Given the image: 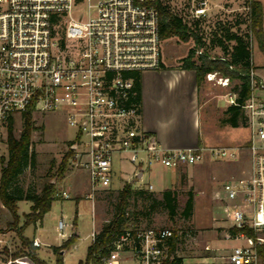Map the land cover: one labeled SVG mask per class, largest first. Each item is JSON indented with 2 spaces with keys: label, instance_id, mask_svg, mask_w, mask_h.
<instances>
[{
  "label": "built area",
  "instance_id": "built-area-1",
  "mask_svg": "<svg viewBox=\"0 0 264 264\" xmlns=\"http://www.w3.org/2000/svg\"><path fill=\"white\" fill-rule=\"evenodd\" d=\"M152 1L0 0V122L27 110L63 112L76 130L69 140V163L86 171L89 198L112 187L115 153L127 152L135 165L125 181L131 184L156 165L190 166L206 156L238 158L234 147L164 148L156 134L143 128L137 82L144 71L162 64L160 16ZM84 6L94 8V15H73V9ZM209 7V0H197L191 14L206 16ZM217 74L207 72L205 77L227 86L229 78ZM250 76L251 93L241 105L250 128L244 147L249 163L222 182L219 198L231 221L226 237L240 243L212 256L223 264H264L259 250L264 244V78H255L254 70ZM224 95L228 104H236L235 93ZM142 187L151 189L152 184ZM56 195L69 197L65 189ZM66 225L63 218L58 220L59 234ZM96 232H91L92 241ZM32 242L40 246L36 238ZM179 244L180 231L170 227L127 228L109 252L87 264H119L120 254L132 257L134 264H167ZM203 249L223 247L205 243Z\"/></svg>",
  "mask_w": 264,
  "mask_h": 264
},
{
  "label": "rangeland",
  "instance_id": "rangeland-1",
  "mask_svg": "<svg viewBox=\"0 0 264 264\" xmlns=\"http://www.w3.org/2000/svg\"><path fill=\"white\" fill-rule=\"evenodd\" d=\"M97 0H93L96 2ZM174 8H180L184 0H168ZM243 0H209L208 12L214 14L220 12H233L240 10ZM95 9L84 6L80 11L72 10L73 15L80 12L83 17L94 15ZM191 42L177 41L176 39L162 40V58L170 65L179 64ZM209 56H217L218 51H210ZM251 55L260 75L255 73V78H264V49L259 48L257 40L251 38ZM219 74L216 75L218 77ZM206 81V77H204ZM208 81V80H207ZM237 81L228 82L222 86L214 80H209V103L203 111L201 138L213 144L226 147H234L238 155L237 159L227 160L222 158L206 157L202 162L193 165H180L171 169H165L156 165L146 170L141 180L132 183L133 187L141 188L148 183L156 198L162 196L165 188H175L176 210L174 218L167 211H158L151 214L148 225L158 227H176L180 231V244L177 255L182 258L183 264L204 262L205 264H223L222 259L213 261V255H221L227 252L226 248L240 243V241L227 238L226 232L231 221L227 220L220 197L223 195L221 184L232 174H239L248 166V154L245 145L250 135L247 125L231 126L223 123L224 110L228 105V95ZM35 124L42 126L32 134L29 154L35 152V162L31 160L22 167L11 184V189L25 196L39 192L45 181L55 171L62 155L68 149L71 139L75 137V128L66 123L63 112L49 110L35 112L33 114ZM204 118V117H203ZM207 122L216 125L209 126ZM6 123L0 122V156L7 155L6 147ZM22 128L20 114L13 116V131L19 135ZM127 152L115 153L114 176L112 189H119L123 183L133 174L135 165L128 161ZM55 182L56 191L65 189L69 197H58L51 203L41 219L25 225V214L30 211L31 201L22 199L16 202L17 219L14 220L11 212L0 200V263L7 260H19V264H36L29 257L30 246L22 238L33 241L36 238L40 246L36 250L38 258L45 260L47 264H55L56 255L53 246L60 245L72 232H76V240L62 253L61 264H85L86 250L92 243L91 232L98 230L104 219L111 218L114 210L116 193H109L111 188L100 189L94 193L93 198L86 196L89 191L88 177L85 170L74 167L69 163L63 178H51ZM144 188V187H143ZM191 190L194 196L192 214L185 218L180 216ZM147 200L143 195H136L130 201L129 208L144 211ZM60 218L66 222L64 234L58 233L57 222ZM139 225H147V217L138 214ZM24 226V227H23ZM209 243L212 247H223L222 250L205 251L203 245ZM14 254L18 256L14 257ZM119 264H134L133 258L120 254ZM14 264V263H12Z\"/></svg>",
  "mask_w": 264,
  "mask_h": 264
},
{
  "label": "trees",
  "instance_id": "trees-1",
  "mask_svg": "<svg viewBox=\"0 0 264 264\" xmlns=\"http://www.w3.org/2000/svg\"><path fill=\"white\" fill-rule=\"evenodd\" d=\"M197 0H184L180 8H174L168 0H153L152 3L159 11V36L162 40L176 39L182 42H191L186 54L180 58L176 67L194 70L196 80L200 83L207 72H217L221 76H226L230 81L237 82L232 87V93L236 94V104H228L224 110L222 122L231 126L246 125V116L241 106L244 100L251 93V76L250 71L255 66L252 62L251 55V37L257 40L258 46L264 49V30H262V17L264 10L258 0H243L240 10L233 12H208L206 16H193L191 14L192 5ZM200 50V52H197ZM218 51L217 56H209L210 51ZM163 62L161 67H163ZM140 96V81L137 82ZM22 128L18 136L13 131V117H10L6 123V147L7 155L0 156V200L4 206L11 212L14 220L17 219L18 200L26 199L32 203L30 211L25 214V225L34 223L42 218L43 214L49 210L51 203L59 196L56 195L55 182L51 181L52 177L56 179L63 178L69 166V155L71 149L68 148L62 155L55 171L50 178L44 182L39 192L33 194H21L11 189L13 180L18 175L22 167L31 160L35 162V152L29 154L33 132L42 126L35 124L33 114L30 110L22 113ZM116 193L114 210L111 218L104 219L102 225L96 232V237L88 245L85 256V264L90 260H96L101 254L109 252L113 241L127 228H133L139 225L138 214L147 217V225L150 227L151 214L153 212L167 211L171 218H174L176 210V192L175 188H165L162 196L156 198L153 191L147 188H136L131 183L124 182L117 189H110L109 193ZM143 195L148 201L144 211L130 209V201L133 196ZM194 196L191 190L180 216L189 217L193 212ZM23 226V227H24ZM177 233L176 227H171ZM233 233L235 230H231ZM252 234V231H247ZM77 238V234L72 232L60 245L53 246L56 262H62V250L68 248ZM25 243L29 244V257L36 264H47L45 260L37 257L36 250L38 246L32 241L22 238ZM175 245V239L172 248ZM261 259L264 260V244L259 247ZM18 254H14V257ZM167 264H183L182 258L176 255ZM194 264H205L198 262Z\"/></svg>",
  "mask_w": 264,
  "mask_h": 264
},
{
  "label": "crops",
  "instance_id": "crops-1",
  "mask_svg": "<svg viewBox=\"0 0 264 264\" xmlns=\"http://www.w3.org/2000/svg\"><path fill=\"white\" fill-rule=\"evenodd\" d=\"M258 1L264 10V0ZM262 30H264V17H262ZM162 62L163 67L146 70L140 77L143 128L156 134L164 148L222 146L218 143L206 142L201 138L202 120L207 119V114L206 117L203 116V110L208 106L210 99L209 80L203 79L198 83L194 70L167 64L163 58ZM253 65L255 73L260 75L254 62ZM206 123L209 126L216 125L207 121ZM14 261L10 259L0 264Z\"/></svg>",
  "mask_w": 264,
  "mask_h": 264
},
{
  "label": "water",
  "instance_id": "water-1",
  "mask_svg": "<svg viewBox=\"0 0 264 264\" xmlns=\"http://www.w3.org/2000/svg\"><path fill=\"white\" fill-rule=\"evenodd\" d=\"M140 175V174H139ZM53 182V181H52ZM74 233H76L75 231H74ZM62 253H63V250L61 251Z\"/></svg>",
  "mask_w": 264,
  "mask_h": 264
}]
</instances>
